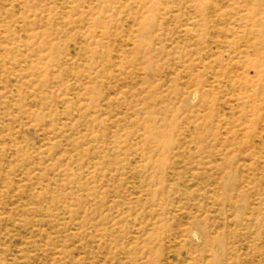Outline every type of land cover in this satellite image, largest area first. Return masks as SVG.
I'll list each match as a JSON object with an SVG mask.
<instances>
[{
    "label": "rangeland",
    "instance_id": "obj_1",
    "mask_svg": "<svg viewBox=\"0 0 264 264\" xmlns=\"http://www.w3.org/2000/svg\"><path fill=\"white\" fill-rule=\"evenodd\" d=\"M0 264H264V0H0Z\"/></svg>",
    "mask_w": 264,
    "mask_h": 264
},
{
    "label": "bare ground",
    "instance_id": "obj_2",
    "mask_svg": "<svg viewBox=\"0 0 264 264\" xmlns=\"http://www.w3.org/2000/svg\"><path fill=\"white\" fill-rule=\"evenodd\" d=\"M232 129V128H231ZM19 151V150H18ZM239 210V209H238ZM96 227V226H95ZM153 260V259H152Z\"/></svg>",
    "mask_w": 264,
    "mask_h": 264
}]
</instances>
